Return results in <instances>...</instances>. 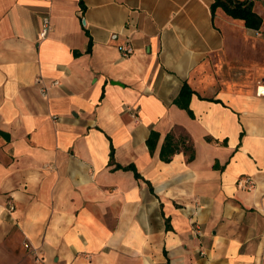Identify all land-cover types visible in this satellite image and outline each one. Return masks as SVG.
I'll return each instance as SVG.
<instances>
[{"label": "crops", "instance_id": "obj_1", "mask_svg": "<svg viewBox=\"0 0 264 264\" xmlns=\"http://www.w3.org/2000/svg\"><path fill=\"white\" fill-rule=\"evenodd\" d=\"M82 1L0 0V264H264V0Z\"/></svg>", "mask_w": 264, "mask_h": 264}, {"label": "trees", "instance_id": "obj_2", "mask_svg": "<svg viewBox=\"0 0 264 264\" xmlns=\"http://www.w3.org/2000/svg\"><path fill=\"white\" fill-rule=\"evenodd\" d=\"M81 5H83V1L81 0ZM213 10L218 8H222L226 13H228L233 18L242 19L246 22V25L251 28H257L260 24V18L256 13L252 10V4L247 2H235L234 0H215L213 4ZM189 94V90L187 86L183 87L182 97ZM159 134L156 132H152L150 135L147 144L151 152L155 150V147L159 140ZM187 139L182 137L177 139L174 134H168L165 137L164 143L161 147V159L164 162H170L172 157L180 151V148L183 147L190 154V159L193 158L192 148L186 145Z\"/></svg>", "mask_w": 264, "mask_h": 264}, {"label": "built area", "instance_id": "obj_3", "mask_svg": "<svg viewBox=\"0 0 264 264\" xmlns=\"http://www.w3.org/2000/svg\"><path fill=\"white\" fill-rule=\"evenodd\" d=\"M51 30H52V28H51L50 19L48 17L43 18L41 30H40V38L41 39L47 38L49 36ZM119 51H120L121 55L125 58L132 56L135 52L134 48L132 47V45L129 42L122 44L119 47ZM255 94L259 98H264V79L257 82L256 88H255ZM239 186L242 188L250 190V189L254 188V183L252 182L251 179L247 178V179L240 181ZM8 206H9L10 212L15 211L13 200H10L8 202ZM32 253L34 255L35 264L43 263V258H41L39 256V254L37 253V250L34 249Z\"/></svg>", "mask_w": 264, "mask_h": 264}, {"label": "water", "instance_id": "obj_4", "mask_svg": "<svg viewBox=\"0 0 264 264\" xmlns=\"http://www.w3.org/2000/svg\"><path fill=\"white\" fill-rule=\"evenodd\" d=\"M85 23V22H84Z\"/></svg>", "mask_w": 264, "mask_h": 264}]
</instances>
